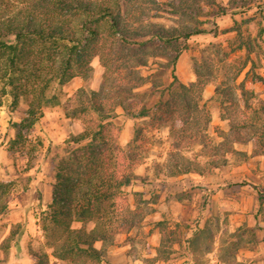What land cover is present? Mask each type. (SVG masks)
Segmentation results:
<instances>
[{"label": "trees", "instance_id": "trees-1", "mask_svg": "<svg viewBox=\"0 0 264 264\" xmlns=\"http://www.w3.org/2000/svg\"><path fill=\"white\" fill-rule=\"evenodd\" d=\"M233 3L241 11L231 14L232 18L249 11L251 16L242 21L233 18L227 31L234 38L220 60L221 78L213 94L203 101V90L213 80L212 64L196 65L195 80L188 85L179 82L174 71L179 56L189 48V39L206 32L199 17L205 5H216L215 0H21V6L13 8L0 0V105L4 96L10 98L11 108L21 101L25 104L22 115L10 124L14 135L9 149H25L29 131L44 109L60 103L61 87L72 78L90 76L94 57L103 66L99 88H80L79 103L66 113L70 118L85 119L87 126L70 135L64 152L54 159L51 198L40 222L43 235L50 239L53 259L99 263L117 234L141 224L142 192L132 191L130 200L124 189L140 177L135 169L148 150L150 130L168 129L173 176L210 173L224 164L220 157L227 152L244 156L245 152L233 147L235 142L253 140L256 153L264 155V119L249 102L254 92L245 87V77L237 82L247 63H253L251 54L262 49L255 38L243 36V27L254 22L260 28L258 37L262 36L264 0ZM212 26L217 28L215 23ZM236 51H243L244 60L235 66L225 60ZM151 57L165 59L173 80L148 105L149 92L142 88L147 78L139 68L147 66ZM250 73L252 82L264 84L262 75ZM210 107L228 125L227 131H218V143L206 133ZM117 108L127 117L143 119L134 127L126 151L119 145V126L113 121ZM195 144L208 156L204 163L181 152ZM6 209L7 204L0 201V215ZM215 219V229L205 219L187 238L193 257L195 252L215 248ZM75 221L81 226L73 227ZM89 222L93 227L87 229ZM155 224L161 234L155 257L166 260L165 227L161 221ZM96 241L102 242L101 248L95 247ZM221 249L222 244L217 251Z\"/></svg>", "mask_w": 264, "mask_h": 264}, {"label": "rangeland", "instance_id": "rangeland-1", "mask_svg": "<svg viewBox=\"0 0 264 264\" xmlns=\"http://www.w3.org/2000/svg\"><path fill=\"white\" fill-rule=\"evenodd\" d=\"M215 1V6L205 5L199 17L204 20L206 32L189 39V48L179 56L174 71L177 80L188 85L195 80L196 65L204 62L212 64L213 80L203 90V101L213 94L221 78L220 60L234 38V33L227 31L233 24V18L242 21L251 16L249 11L246 14L236 13L232 18L231 14L241 11L234 7L235 0ZM6 3L10 8L21 6V0H6ZM212 11L225 13L214 16L210 13ZM156 20L165 24L170 22L165 18ZM214 23L217 28H213ZM259 29L254 22L243 27V36L255 38L262 49L251 54L253 63H247L237 82L245 77V87L254 92L249 102L264 119V109H261L264 108V84L252 82L250 73L253 70L264 77V31L259 38ZM243 60V51H236L225 61L236 66ZM164 63L163 57H151L147 66L139 68V72L147 78L142 88L149 92L148 105H152L160 91L173 80L171 70ZM91 65L89 77L76 76L61 87L60 103L44 109L42 117L29 131V143L22 151L9 149V140L14 135L10 124L19 119L25 104L21 101L17 108H11L10 98H2L0 185L3 188L0 186V201L7 204V209L0 215V264H71L68 260L52 258L50 239L43 235L40 222L51 198L55 156L64 152L65 141L70 135L87 126L85 119L70 118L66 113L79 103L80 88L97 90L102 81L103 66L98 57L92 59ZM210 115L206 133L214 143H218L221 140L218 131H227V121L221 120L218 110L213 107H210ZM113 121L119 126V145L122 151H126L134 127L143 119L127 117L117 108ZM148 138V150L135 169L140 177L124 189L130 200L132 191L142 192L143 220L138 227L117 234L114 244L107 248L121 247V243L127 242L126 256L132 264H264V155L256 153L258 149L254 141L233 143V147L245 152V155L225 153L224 157H220V162L224 164L200 178L171 175V136L167 128L150 130ZM201 150V145L195 144L181 152L191 160L204 163L208 156ZM259 198L262 199L259 201ZM215 218L218 219L215 248L210 252H195L193 257L186 243L191 229L198 223L202 226L205 219L211 220L215 229ZM157 221L165 227L166 260L155 257V248L160 243ZM92 224L87 223L86 228ZM72 225L78 227L79 223L75 221ZM154 232L156 234L153 235ZM220 244L222 249L217 251ZM44 253L47 258L42 256ZM86 264H101V261Z\"/></svg>", "mask_w": 264, "mask_h": 264}, {"label": "crops", "instance_id": "crops-1", "mask_svg": "<svg viewBox=\"0 0 264 264\" xmlns=\"http://www.w3.org/2000/svg\"><path fill=\"white\" fill-rule=\"evenodd\" d=\"M205 89V88H204ZM186 176H189V177H203V175H198L197 173L196 174H193L192 172H188V173H185ZM176 204L180 203V201H175ZM182 206V205H181ZM79 223V226H81V222H78ZM199 226H201L200 224H198ZM73 226V225H72ZM74 227V226H73ZM93 227V224L87 228V229H90ZM195 229V227L193 228V230ZM193 230L191 229V234L193 232ZM156 234L155 232L153 233V235ZM158 234L160 235L161 237V234L159 232V229H158ZM159 242H160V238H159ZM121 247H109L106 249L105 251V255L103 256V259L101 260V264H132L131 261L128 262V258L126 256V245H127V242H124V243H121ZM95 247L96 248H101L102 247V242L100 241H96L95 242ZM128 262V263H127ZM17 263H20V260H17Z\"/></svg>", "mask_w": 264, "mask_h": 264}]
</instances>
